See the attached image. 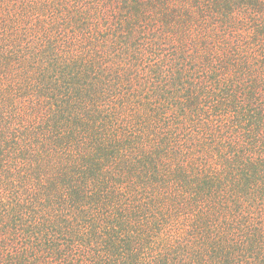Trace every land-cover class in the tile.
<instances>
[{"label": "trees", "instance_id": "1", "mask_svg": "<svg viewBox=\"0 0 264 264\" xmlns=\"http://www.w3.org/2000/svg\"><path fill=\"white\" fill-rule=\"evenodd\" d=\"M182 1L0 0V264H264V0Z\"/></svg>", "mask_w": 264, "mask_h": 264}, {"label": "rangeland", "instance_id": "2", "mask_svg": "<svg viewBox=\"0 0 264 264\" xmlns=\"http://www.w3.org/2000/svg\"><path fill=\"white\" fill-rule=\"evenodd\" d=\"M167 1V0H166ZM186 3L182 0H168V9L171 11L176 10L178 7H180V9H182L183 11H185L183 14H188L187 11H192L194 12V10H190V8L185 7ZM188 5V4H187ZM209 14V13H206ZM147 17L148 18H153V19H158L157 15L155 13H147ZM212 22H216V21H212ZM219 23L221 24V22L219 21ZM152 26L155 28H160V25L156 24V23H152ZM212 29V28H211ZM210 29V30H211ZM219 30H221L222 32H224V28L223 26L220 25V27L218 28ZM209 30V27L205 24L203 25H190L188 26V33L190 34V40H188V44L191 45L193 40H196L199 45L201 47H199L198 49L193 48L191 50L188 51L187 57L188 59H194V60H201V58L199 57H203L208 53H212L216 55L220 56V59L222 60V64H220V66L218 65V67H220V69H222L221 72L224 73L223 78L226 79V81H232L233 78L235 77V75H237L240 71L237 70L236 68V60H238V56L235 53V48L233 47H229L224 43L226 41H223V36L221 37L220 40H216L213 38V29L211 31ZM226 32L228 31L229 33V29L225 30ZM264 47V46H263ZM192 48V47H190ZM255 48H260L259 46H256ZM220 52L222 54H220ZM169 54V51L167 52ZM190 54L192 55L190 57ZM261 62V61H260ZM224 66V68H223ZM217 67V66H216ZM201 75V74H200ZM250 81H248V84ZM228 100L227 95L223 94V96L220 98V100L223 102L224 100Z\"/></svg>", "mask_w": 264, "mask_h": 264}]
</instances>
